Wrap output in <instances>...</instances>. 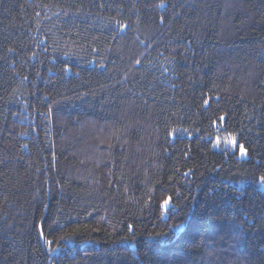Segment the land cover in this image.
Masks as SVG:
<instances>
[{
    "label": "trees",
    "instance_id": "16d2710c",
    "mask_svg": "<svg viewBox=\"0 0 264 264\" xmlns=\"http://www.w3.org/2000/svg\"><path fill=\"white\" fill-rule=\"evenodd\" d=\"M160 5L0 0V264H264V0Z\"/></svg>",
    "mask_w": 264,
    "mask_h": 264
},
{
    "label": "snow or ice",
    "instance_id": "6c2138e0",
    "mask_svg": "<svg viewBox=\"0 0 264 264\" xmlns=\"http://www.w3.org/2000/svg\"><path fill=\"white\" fill-rule=\"evenodd\" d=\"M160 6H163V0H161V5ZM121 27H123V26H121ZM207 103H208V101L205 100V104H207ZM220 119H221V121H223L225 119V117L222 116ZM220 142H221L220 141V138L218 137L217 138V145H219ZM227 143L231 145V149L232 150H236L237 147H238L240 158H246L248 156V150H247V148L244 146V144L239 143L236 137H232L230 140L227 141ZM240 183L243 184L244 181H241ZM258 185H259V187L261 189H264V175H262V176L259 177ZM170 205H171V197L164 199L162 201V203H161V206L165 209V211H168L169 210ZM162 215H164V213H162ZM173 227L175 229H177V230L180 228L179 225H175ZM128 231L129 232H133V226L132 225H128ZM40 234H41V236H43V230H41V233ZM47 243L50 246L52 242L51 241H47ZM49 250L51 252H53V253H55L57 251V249L51 248V247L49 248Z\"/></svg>",
    "mask_w": 264,
    "mask_h": 264
},
{
    "label": "rangeland",
    "instance_id": "374dc122",
    "mask_svg": "<svg viewBox=\"0 0 264 264\" xmlns=\"http://www.w3.org/2000/svg\"><path fill=\"white\" fill-rule=\"evenodd\" d=\"M220 138V144L217 145V138ZM215 140V147L218 148V149H225V150H228V151H231V152H235L237 154V156L240 158L239 156V149L237 147L236 150H232L231 149V145L227 143L228 140H230L232 138V136H218Z\"/></svg>",
    "mask_w": 264,
    "mask_h": 264
}]
</instances>
